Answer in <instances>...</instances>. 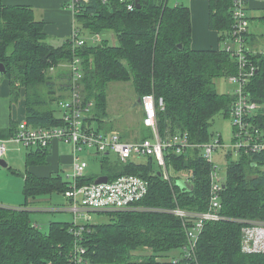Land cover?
Masks as SVG:
<instances>
[{
  "label": "trees",
  "instance_id": "obj_1",
  "mask_svg": "<svg viewBox=\"0 0 264 264\" xmlns=\"http://www.w3.org/2000/svg\"><path fill=\"white\" fill-rule=\"evenodd\" d=\"M141 3V8L129 11L119 0H89L76 12L81 29L92 33L108 29L117 38L113 44L102 39L75 50L83 64L78 87L81 101L86 105L93 101L88 123L93 119L104 123L111 82L132 81L138 103L146 94L163 98L164 108L158 109L161 136L188 132L193 143L209 142L214 136L209 131L212 120L220 113L230 116L236 99L234 94L219 92L215 85L216 78L239 73L237 56L226 49L233 25L232 0H210V26L219 32L221 41H227L217 49L192 47L189 6L165 0ZM44 27L45 22L36 18L32 6L0 0V61L7 69L3 76L11 83L13 98L26 100L24 120L30 126L53 128L64 125L63 113L68 107L64 109L61 102L71 101L72 83L69 68L70 76L59 86L61 93L57 95L51 73L61 62L70 63L74 50L70 39L59 47L48 42ZM247 55L257 71L246 90L252 100L264 103V53L249 50ZM45 86L51 88L47 95L42 93ZM54 101L61 107V115L55 114ZM22 121L0 130V138L14 136ZM258 121L264 125V116ZM139 131L144 133L138 140L152 137L150 129L141 127ZM49 146H32L26 153V202L69 189L70 180L60 174L39 176L29 170L32 165L46 163ZM103 156V171L111 180L127 174L149 180V192L138 204L154 209L98 212L111 215V219L85 224L80 243L86 248L87 258L99 264H179L174 260L187 242V225L186 218L173 211L208 209L211 164L199 148L182 155L167 153L168 164L177 172L191 174L194 189L188 191L176 184L178 178L168 180L158 175L151 157L137 163L113 159L110 154ZM227 171L221 213L230 219L205 225L195 250V264H264V253L243 252L239 222L264 220V152L229 161ZM95 178L84 176L78 182L90 183ZM28 204L21 208L0 205V264H72L74 223L51 222L50 231L43 232L31 219Z\"/></svg>",
  "mask_w": 264,
  "mask_h": 264
},
{
  "label": "built area",
  "instance_id": "obj_2",
  "mask_svg": "<svg viewBox=\"0 0 264 264\" xmlns=\"http://www.w3.org/2000/svg\"><path fill=\"white\" fill-rule=\"evenodd\" d=\"M89 0H71L69 6L75 12L79 11L81 3H88ZM104 3L111 0H103ZM141 0H119L129 11L137 9V2ZM248 0H232L231 13L233 17L231 41L226 46L233 56H237L239 62V73L230 76L231 80L238 83L234 93L236 99L233 101L230 117L232 120V142L224 145L222 136H213L209 142L193 143L188 132H178L161 136L158 123V109L164 108L163 98L157 99L154 94H146L142 97L141 108L143 111V125L152 132L151 138L139 141L125 140L120 133H103L93 128L88 123L93 101L88 105L81 101L78 87L81 86L83 78L82 58L75 53V50L89 43L79 36L80 30H74L70 36V44L74 50V57L69 63L71 71L72 93L71 101L61 102L64 109V125L62 132L54 129L28 126L23 120L19 124L16 134L10 138H0V158L6 156L9 144L14 143L25 148L32 146L51 145L56 140H61L73 145L75 152L94 149L97 153L115 155L120 161H134L140 163V159L151 157L158 167L159 173L165 179L174 175L171 164H168L166 155L170 151L182 155L187 154L192 147H198L202 155L211 164L210 171V199L208 209L199 212H190L176 209L173 212L186 218L187 242L175 258L179 264H195V250L205 225L210 221L230 219L221 213L222 193L226 177L219 176L218 167L213 160V154L218 148H226L227 157L235 154L239 157L247 154L264 152V125L258 119L264 116V103H259L250 98L246 90L250 78L257 71L256 66L250 62L246 43V35L249 32L250 19L248 14ZM170 3V0H165ZM177 4L176 2H174ZM95 44L102 41L100 33L93 37ZM88 164L76 155L73 173L68 175L70 180L69 189L65 195L69 201V210L75 214L74 226L71 228L76 236L75 248L72 253V264H99L87 258L86 248L80 243L85 224L80 220H90V212H113L149 210L142 208V201L149 192L150 182L148 179L135 175H121L111 180L108 177L106 182H95L79 184L78 179L85 176ZM190 180V177L186 178ZM191 181V180H190ZM242 223L241 247L245 253H264V220L239 219ZM182 257V259H180Z\"/></svg>",
  "mask_w": 264,
  "mask_h": 264
},
{
  "label": "rangeland",
  "instance_id": "obj_3",
  "mask_svg": "<svg viewBox=\"0 0 264 264\" xmlns=\"http://www.w3.org/2000/svg\"><path fill=\"white\" fill-rule=\"evenodd\" d=\"M174 1L175 0H170V4L174 3ZM35 16L37 19H41V14L38 10L35 11ZM100 35L102 39L110 40V43L116 42L113 38L114 31L112 30H105L101 32ZM79 36L86 39L89 43H95V41H93L95 33H92L85 28H80ZM48 42L53 45L58 44V41H54V43L50 38H48ZM226 43L227 41L224 42V44ZM55 69L51 73L55 82L53 83L54 86H52V88L56 89L57 95H59L61 93L59 86L67 80L68 76H70V72L68 70L69 65L66 61H63ZM215 85L219 92L229 94H234L238 87V83L236 81L225 77L216 78ZM50 89L48 86H45L42 89V93L47 95ZM107 103V115L104 117V123H100L97 119H93V128L103 133H111V126H114L115 129L122 134H125L127 131V136L130 139H139L140 135H143L144 133L137 130L138 127H140V120L142 119L143 112L138 103V97L132 81L111 82L107 88ZM53 104L55 114L61 115L62 109L59 104H56V101H54ZM209 131L215 137L222 136L224 145H229L233 138L231 117H226L223 113L218 114L212 120ZM28 150L29 149L19 146L18 144L10 143L9 150L6 156L3 157L10 164L8 167L0 166V202H3L4 204L16 206L25 204L27 202L29 203L28 205L32 204L30 203L31 199H28L26 202L27 199L24 193L25 182L23 174L27 171L25 156ZM227 151L228 150L226 148H218L213 154L214 163L218 167V174L222 177L227 176L228 162L231 160L236 161L239 158V156L232 154L229 159L226 155ZM89 152L94 154V156H89L86 149L83 151H78L80 158L85 160L89 165L86 169V173H101L103 171V165L105 162L104 156H101V153H96L92 150ZM112 158L115 159L116 157L112 156ZM140 162H145V158L140 159ZM171 173L174 175V177L171 176L168 180L173 178L186 179L188 176L191 177V174L184 170L177 172L175 169H171ZM68 174H71V171L69 172V170H66L62 172V176L64 178H66ZM41 198L42 201L39 202L40 204H37L46 205L45 208L35 209L30 212L31 219L35 224L40 226L41 231L49 232L51 222H75V214H73L71 211L63 209L69 205L68 198L64 192L54 191L50 194L42 195ZM142 208L154 209V206L144 203ZM89 215L91 216L89 221L82 219L80 220V223H103L109 222L111 219V215L107 213L90 212Z\"/></svg>",
  "mask_w": 264,
  "mask_h": 264
},
{
  "label": "crops",
  "instance_id": "obj_4",
  "mask_svg": "<svg viewBox=\"0 0 264 264\" xmlns=\"http://www.w3.org/2000/svg\"><path fill=\"white\" fill-rule=\"evenodd\" d=\"M4 2L11 5H30L35 9L34 11L38 10L41 14V20L45 22L44 28L48 38H50L52 42L58 41L57 45L54 44L57 47L61 46L66 39H70V36L75 29L80 30V24H78L76 14L69 6L71 0H4ZM174 2L184 3L191 9V45L193 48L217 49L219 47H224L225 44L220 40L219 32L210 26V0H175ZM247 3L250 19L249 34L247 35L248 47L250 48V51L255 53H264V0H248ZM113 38L115 41L117 40L115 33ZM139 105L141 108L140 101ZM26 115L27 104L25 98H13L10 81L4 76L0 75V130H8L12 127V125H17L20 121L26 119ZM142 120L143 116L140 120V127L137 129L138 131L141 129V127L145 128V131L149 129L143 126ZM111 127L112 132L120 133L115 129L114 126ZM120 134L125 140L139 141L138 139H130L127 136V131L125 134ZM91 150L95 151L94 149L87 150L88 154L89 156H94V154L89 152ZM48 151L49 153L47 155L46 163L30 166L29 170L31 172L39 176H48L53 174H60L62 176V172L66 170H69V172L71 171V174L73 173L76 155L79 156L78 152H75L73 145L63 141H57L49 146ZM110 155L115 156L112 154ZM101 156H103V154H101ZM26 169L28 170L27 167ZM68 175L65 179H68ZM101 175H105L104 171L99 174H88L85 172V176H95L97 178ZM41 197L42 196H39L37 199H31L30 203L32 204L28 205L26 208L30 212L35 209L45 208L46 205H38L40 204L39 202L42 201ZM0 205L13 208H21L23 206V204L16 206L4 204L3 202H0ZM68 206L64 207L63 209L71 211L69 210Z\"/></svg>",
  "mask_w": 264,
  "mask_h": 264
},
{
  "label": "water",
  "instance_id": "obj_5",
  "mask_svg": "<svg viewBox=\"0 0 264 264\" xmlns=\"http://www.w3.org/2000/svg\"><path fill=\"white\" fill-rule=\"evenodd\" d=\"M137 7L141 8V4L139 3V1L137 2ZM6 71L7 69H6L5 64L0 61V75L3 76L6 73ZM0 166L8 167L9 162L5 160L4 158H0ZM158 175H161V173H158ZM107 180H108V176L101 175L95 179V182H106ZM176 184L179 185L182 189H187L188 191H193L194 189V184L190 180H187V179L178 178L176 181Z\"/></svg>",
  "mask_w": 264,
  "mask_h": 264
},
{
  "label": "bare ground",
  "instance_id": "obj_6",
  "mask_svg": "<svg viewBox=\"0 0 264 264\" xmlns=\"http://www.w3.org/2000/svg\"><path fill=\"white\" fill-rule=\"evenodd\" d=\"M140 100H142V98H141ZM27 125L30 126V125L28 124V122H27ZM61 128H63V126L53 127V128H48V129H54V130H56V131L62 132V129H61ZM148 138H151V137H148ZM56 141H61V140H56ZM42 146H46V144H44V145H42ZM196 148H198V147H192L193 150L196 149ZM190 212H198V211H190Z\"/></svg>",
  "mask_w": 264,
  "mask_h": 264
}]
</instances>
